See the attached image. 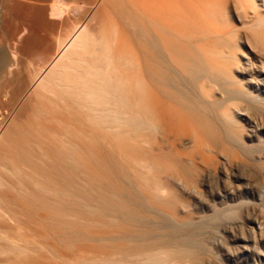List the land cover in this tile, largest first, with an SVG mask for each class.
I'll list each match as a JSON object with an SVG mask.
<instances>
[{
	"label": "bare ground",
	"instance_id": "6f19581e",
	"mask_svg": "<svg viewBox=\"0 0 264 264\" xmlns=\"http://www.w3.org/2000/svg\"><path fill=\"white\" fill-rule=\"evenodd\" d=\"M257 1H0V264L204 262L189 199L251 155Z\"/></svg>",
	"mask_w": 264,
	"mask_h": 264
},
{
	"label": "rangeland",
	"instance_id": "374dc122",
	"mask_svg": "<svg viewBox=\"0 0 264 264\" xmlns=\"http://www.w3.org/2000/svg\"><path fill=\"white\" fill-rule=\"evenodd\" d=\"M256 4L264 17V0ZM234 22L239 29L238 53L246 54L251 64L244 76L235 78L241 90L260 101L255 104L262 110L250 109L249 105L248 117L235 116L233 120L251 155L220 160L219 167L224 165V169L213 170L206 183L199 182L195 187L198 197L189 199L195 220H204L210 226L205 235L210 243L204 250L202 264H264V49L252 45L237 18ZM258 66L263 73H257ZM248 78L255 82L250 87L244 83ZM214 212L219 214L216 220L212 217Z\"/></svg>",
	"mask_w": 264,
	"mask_h": 264
}]
</instances>
